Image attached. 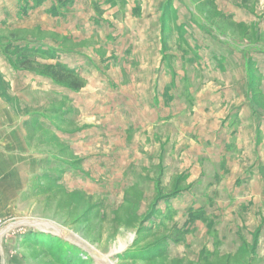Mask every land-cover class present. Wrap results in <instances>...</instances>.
<instances>
[{"label":"rangeland","instance_id":"rangeland-1","mask_svg":"<svg viewBox=\"0 0 264 264\" xmlns=\"http://www.w3.org/2000/svg\"><path fill=\"white\" fill-rule=\"evenodd\" d=\"M162 1L0 0L1 56L13 69L15 82L18 81L15 97L9 95L1 81L0 93L13 103L16 119L28 116L32 120L31 153L46 151L74 161L69 169L62 165L58 171H46L34 178L15 199L13 207L8 208L11 211L0 217L17 225L3 243L0 264H264V148L259 156L261 161H250L238 149L231 151L235 161H198L197 169L191 167V173L200 174V178L187 183V174L180 175V170L189 167H181L179 161H172L164 153L163 161H150L147 138L151 119L144 95L141 103L129 97L124 104L118 95H108L114 93L115 87L99 82L112 73L113 82L117 84L114 76H120L124 83L130 79L128 87H133L131 79L141 61L135 59L132 46L124 45L132 41L135 26L147 35L146 43L151 44L149 33L154 29ZM167 1L168 13L173 18L176 12L170 6L174 0ZM180 1L191 14L200 12L217 29L235 36L233 46L238 64L246 61L248 54V71L242 64L232 74L228 68L221 76L223 81L211 82L209 87L206 83L214 77L213 69L200 68V82L192 87L194 99L184 102L187 116L164 119L158 136L172 134L179 124L196 127L198 122L199 126L209 127V114H216L217 110L227 117H214L213 121L226 122L228 107L222 98L214 100L208 94L220 91L227 97L229 77L252 82L249 93L258 115L264 113V75L256 66V60L260 62L264 56L258 52L264 44V0H236L233 5L238 13L226 12L234 20L248 14L255 18L251 25L230 21L223 13L225 7L219 11L212 0H191L195 6L189 0H175V5L181 6ZM243 19L249 20L247 16ZM158 29L162 34L160 26L155 27ZM159 43L164 52L163 41ZM149 44L142 47V56L136 52L143 65L159 59L157 49ZM174 50L182 48L175 45ZM162 51L164 60L166 54ZM19 55L33 60L30 70L14 67ZM57 62L75 70L82 82L77 91L61 86L72 92H84L86 66L97 74L98 85L91 86V94L84 95L88 100L69 96L63 89V99L58 101L56 91L45 87L41 77L50 79L44 74L45 67ZM70 62L74 64L69 65ZM91 62L102 69L95 71ZM201 80L205 89H212L205 96L212 100L196 95L197 89H203V85L195 87L202 84ZM18 85L23 86L20 92ZM117 87L115 93H119L121 85ZM126 121L121 148L124 155L116 161L120 150L109 149L115 138L107 141V137H116L113 130ZM232 121L225 125L242 124L238 119ZM54 123L69 132L83 128L89 134L77 139L80 146L71 151L68 147L74 146V139L63 138L59 142L49 132L37 129ZM244 130L253 133V123ZM138 133L139 140L135 139ZM241 133L240 143L249 145L250 136ZM254 149L258 155L260 149ZM79 158L97 161H76Z\"/></svg>","mask_w":264,"mask_h":264},{"label":"crops","instance_id":"crops-1","mask_svg":"<svg viewBox=\"0 0 264 264\" xmlns=\"http://www.w3.org/2000/svg\"><path fill=\"white\" fill-rule=\"evenodd\" d=\"M165 1L166 0H163L160 3L158 16L153 22L154 29L149 33L151 44L146 43L145 37H147V35H144L143 31L139 29L137 30L135 24L132 41L128 40L127 42L124 39V43L126 44L127 42L124 47L132 46L135 59L138 62L141 61V65H138L135 68V75L133 79H131L133 85L132 88L128 87V85H131L130 79L127 83H124L120 76H114L117 84L113 82L110 78L112 73L108 74L106 77L103 76V79H101L102 81H99L95 78L97 74L91 72V69L88 68V66H86V70L83 73L87 81L84 78L85 86L82 88L84 90L82 93L64 89L53 83L50 79L41 77L43 84H45V87L48 89L56 91L55 95H57L58 101L63 99L61 94L63 89L69 96L77 95L83 100H88L89 97H84V95L86 94L88 96V94H91V86L98 85V81L104 86L108 85L115 87L114 93H109L108 95H118L120 97L119 99H121L124 104H126V100L129 97H133L135 103H141L144 95V105L149 106L146 109H148V117L151 119V125L149 126L150 130L148 133L149 137L147 138L149 141L150 161H163L161 158L163 153L166 154L168 158L172 159V161H179L181 167H189V169L184 168L180 170L183 173L180 175L187 174V183L199 180L200 174L191 173V167H196L195 169H197L198 161H235V155L231 154L232 150H241L239 151L241 152V155L250 157V161H261L259 156L264 148V113L258 115L260 112L255 107L251 94L249 93V88L251 87L252 82L246 78L237 79L229 77L231 85L227 97H223L220 91L219 94L218 91L208 94L214 96V100L222 98V102L225 103V107H228V112L230 113L227 121L231 123L233 122L232 120L236 121L238 119V121L242 123L239 127L227 126L225 125L227 121L222 122V124H216V121H213L212 118L223 117V119H226L227 117L224 112L222 116L221 112L217 110L216 114H209V117L211 118V121L209 120L211 122L209 127H206L205 125L199 126L198 122L196 127L179 124V126L177 125L178 127L175 126V130L172 134L167 132L162 138L158 136V129L160 128L161 123L164 122V119L170 121L173 119L175 120L182 115L187 116L186 113H184V102L194 99L192 96L194 95L192 87L196 82H200L198 73L200 68L207 70L213 69L214 77L206 83L207 85L209 84V87L211 82H215V84L222 82L223 80L221 79V76L222 74H226L228 68L232 70L231 74L233 70L238 68L239 65L241 66V64L243 65V69H248V64H245L247 62L248 54L246 61H242V63L240 62L238 64V53L235 51V46H233V39H235V36L217 29L210 21L203 17L200 12H196L195 15L191 14L190 9L183 6V2L181 3V1V6L175 5V0L171 3L170 7L175 10L176 15L175 17L170 18L168 13V1L166 3ZM212 1L219 11L221 10L220 8L225 7V12L223 11V13L226 15L227 19L234 23L251 25L255 21V18H251L248 14L245 15L249 19L246 21L243 19L245 16L238 18V20H234L230 13H226L229 11H235V14L238 13V8L234 6L237 3L236 0ZM189 2L193 6L196 5L194 4V1L189 0ZM181 8H183L184 11L181 10ZM245 12L249 13L247 10ZM160 22L162 23L163 28L161 27ZM262 22V27L264 28V18H262ZM159 26L162 34L159 29L155 30V27ZM164 29H166V31ZM261 31V35L264 36V29ZM124 34L125 33H123V35ZM145 34H147V31ZM123 35H121V37ZM159 41H163L164 43V52L160 49L162 45ZM148 44L157 49L159 59L153 64L143 65V59L141 57L142 47ZM175 45L180 46L182 50H174ZM261 45L262 49L258 50V52L264 53V44L261 43ZM160 51L166 54L163 55L165 56L164 60H162V53ZM136 52L141 56L136 54ZM75 54L81 55V53ZM0 57V81L7 87L9 95L15 97V83L18 84V81L15 82V73L13 69L8 65L7 60L1 56V48ZM254 58V54H252L251 60H254ZM73 60V62H75V59ZM261 60V63L256 60V66L258 71L264 75V56ZM72 64L74 63H69V65ZM91 67L95 71H97V68L98 70L102 69V66H98L95 62H91ZM215 72L218 74L216 75ZM99 73L102 75L101 72ZM142 73H145V75L143 76ZM215 76H218V79H216ZM262 79H264V76ZM88 81L90 85L88 84ZM201 81L202 84H196L195 87L203 85V89H197L195 92L196 95L201 96V99H205L206 101L212 100L211 96L205 97L207 95L206 92L212 89H205V83L203 80ZM117 85H121V89L118 91L119 93H115V91L117 92L118 90ZM18 86L17 89L20 92L23 89V86ZM142 86H145L146 89ZM19 92L17 94L20 96ZM21 96V100H24L23 94ZM10 103L11 101L7 96L0 93V217H5V214L7 215V213L11 211L8 208L13 207L12 204L15 199H18L22 195V192H24L26 188H29V183L33 181L34 178L45 175L46 171H58L56 169H60L62 165H66L69 169V166L74 163V161H70V159L55 153H47L46 151L40 150L31 153L29 149V136L32 120H30L28 116L24 117L23 115L21 120H19L20 118L16 119L12 105L13 103ZM178 107L179 109H177ZM198 113L202 114L200 111ZM253 120L256 121V123H254ZM174 122L175 124L177 123L176 121ZM203 122L206 124L205 120H203ZM252 123L255 130L253 133L251 130L247 133L244 129L251 126ZM127 124L128 121H126L125 125L121 124V128H117L116 131L113 130V134H116V137H107V141H114L115 138V143L112 144L109 149L120 150L117 154L118 158H116V161H121V157L124 155H121V148L125 143L124 135L125 126H127ZM37 129L49 132L53 138L59 142H61L63 138L70 140L74 139L75 142H73V145L75 147L72 145H69L68 147L71 151L77 146H80L77 143V139L89 134V132L85 131L83 128V130L79 129L69 132L56 123H54V126H46L44 124L41 127L38 126ZM155 129H157L156 133L154 131ZM243 131L250 136L249 145L245 144L243 146V143H240L241 132ZM232 132H234V140L231 138ZM139 133H141L140 128ZM237 135L238 138H236ZM102 136L104 138V135ZM135 137H137L135 138L137 140L141 139L140 134ZM232 142L235 143V146ZM254 147L260 149L258 155ZM252 153L253 156L251 157ZM254 153L256 154L254 155ZM237 155H239V153ZM76 161L97 160L94 158L91 160L79 158ZM47 164L49 166H47ZM181 178L182 177H180V180Z\"/></svg>","mask_w":264,"mask_h":264},{"label":"trees","instance_id":"trees-1","mask_svg":"<svg viewBox=\"0 0 264 264\" xmlns=\"http://www.w3.org/2000/svg\"><path fill=\"white\" fill-rule=\"evenodd\" d=\"M32 61L33 60L29 57L19 55L14 63V67L21 70H30L29 64H31ZM44 74L48 76L53 83L70 88L73 91H77L82 87V82L78 80V75L75 70L66 65H62L60 62L53 65H46Z\"/></svg>","mask_w":264,"mask_h":264},{"label":"built area","instance_id":"built-area-1","mask_svg":"<svg viewBox=\"0 0 264 264\" xmlns=\"http://www.w3.org/2000/svg\"><path fill=\"white\" fill-rule=\"evenodd\" d=\"M16 226V223L11 219H0V254L3 249V243L5 242V239H7V237H9V235L14 232Z\"/></svg>","mask_w":264,"mask_h":264}]
</instances>
